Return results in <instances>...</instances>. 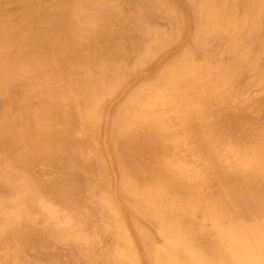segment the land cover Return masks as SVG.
Instances as JSON below:
<instances>
[{
    "label": "bare ground",
    "instance_id": "bare-ground-1",
    "mask_svg": "<svg viewBox=\"0 0 264 264\" xmlns=\"http://www.w3.org/2000/svg\"><path fill=\"white\" fill-rule=\"evenodd\" d=\"M2 1L1 16L5 11L11 12L9 7L12 5L9 4L17 3L13 15L18 17L12 15L13 23H19L15 21L19 17H28L23 20L29 25L30 19L32 27L27 28L25 24L22 27L27 30H24L20 28L21 22L15 24L26 31L20 34L18 28L9 26L20 33L11 30L9 24L5 25L6 20L0 16V250L3 249L0 252L4 253L0 254V264H10L9 254L12 260L16 256L18 260L24 258L21 263L25 260L24 264H30L35 260L33 256L40 258L49 254L52 248L51 254L45 255L46 258L41 256L35 262L49 258L52 264L64 261L66 264V260L60 262L61 258L71 255L77 264H264V122L260 121L263 126H259L260 122L258 124L253 116L250 117L257 127L249 124L251 121L246 118L244 122L242 118L241 122H234V117L222 124L224 126L218 123L222 126L219 127L216 115V122L212 119L216 124L206 122L209 117L205 118L204 110L210 109L209 102L208 105L204 103L208 108L201 104L206 98V101L213 100V94H208L210 98L207 96V89L213 92L217 85L213 83L222 80L220 75L216 77L222 69L223 76L224 69H228V74L241 69L239 75L236 73L238 78L244 74L246 64L243 63L248 62L250 53L246 56L247 61L245 57V62L240 59L243 63L238 57L235 58L238 62L232 59L238 54H234V51L238 52L234 48L242 42L235 40L237 44H234L233 40L231 44L235 47L230 45L233 48L229 47L228 52L222 50L234 54L227 56L232 62L222 56L221 59L229 62L227 64L215 59L220 50L215 53L218 45L215 44V48L211 45L217 37H222L221 43L231 40L229 34L223 41L232 29L222 33L224 36L221 32L227 25L232 28L237 24L232 22L237 19L233 14L238 12L234 10L241 0ZM244 1V5L250 4L249 10L242 3L239 6L246 8V12H241L249 19L241 15L246 20H242L244 24L239 27L248 32V23H252L248 21L255 15L259 18L262 11L264 13V0ZM165 2L172 6L171 10ZM228 3L232 5L228 6ZM15 4L12 8L17 6ZM178 11L183 17V25L180 29V22L173 26H178L176 33L177 28L173 29L172 23L179 21ZM18 12H25L26 16L24 13L20 16ZM204 12L210 13V23L203 24L206 20L202 21ZM228 12L232 15H225ZM262 15L259 19L263 22ZM229 16H234L231 17L233 20ZM41 22L46 23L45 27ZM239 24L233 30H242L238 28ZM260 24H250V27H260ZM168 28L174 32L170 34ZM261 29L260 32L253 31V35L261 33ZM241 32L238 33L243 37ZM172 33H176V37ZM236 36L239 35H234L238 39ZM211 37L215 39L211 41ZM221 43L220 49L224 44ZM254 44L256 51L263 43ZM244 45L241 47L245 48ZM252 46L249 44L248 47ZM193 49L202 56L204 54L206 65L195 63L200 55L197 53L195 58ZM254 63H250L253 73L257 66L261 68L259 62L258 65ZM248 66L244 71H248L247 74L250 73L246 70ZM212 74L218 79L216 82ZM228 76L224 77L226 82H221L233 83L227 91L226 86L222 87L221 91L225 89L222 97L236 82L235 74L234 78ZM255 76L250 77L254 79ZM261 76L257 77L261 79ZM208 77L214 82L206 81ZM249 79H238L236 84L241 80L247 81L246 84ZM209 84L210 87L214 85L213 89ZM262 87L260 91L264 90ZM244 89L245 92L248 90ZM230 91L231 97L233 92ZM234 93L236 95V91ZM218 97V103L222 101L223 104L225 98ZM195 98L199 101L193 103ZM198 103L203 113L201 109L198 111L195 105ZM220 103H216L219 108ZM169 106L175 111L171 113ZM191 106L193 109L196 106L198 115L192 109L195 116H191L192 112L188 111ZM230 106L229 103V109ZM228 108L232 114L233 110ZM214 110L213 113L220 111ZM173 111L179 114L176 112L172 117ZM223 114L220 116L224 117ZM174 121L179 125L174 126ZM178 133L184 134V145ZM176 138H181L180 144L184 146L181 151L177 149ZM35 155H42L43 160L40 157L38 160ZM32 161L37 164L40 161L41 165L50 161V166L38 168L40 164L35 165ZM22 168L30 173H27L28 180L25 177L23 181L21 177L19 182L15 176ZM37 192H43L47 201L40 196L37 199ZM46 193L52 194L53 199ZM41 233L44 236L52 234L48 239L43 236L46 248L42 242L38 244L42 252L35 245L39 240L34 239L35 236L43 241L39 238ZM67 234L71 236L67 237ZM11 235L17 237L14 240L16 244L19 241L18 245L24 240L34 243L33 255H24L32 248L22 244L24 251L20 249L22 246H15L21 252L12 248L18 252L12 256L14 252L10 248L14 245L11 243L15 242ZM60 237L62 241H56ZM50 238L56 245L57 242L62 245L64 241L62 251L57 250L59 244L55 246L57 248L55 244L51 245ZM20 239L23 240L21 243ZM4 240L8 241V246ZM6 249L12 252L7 255ZM35 249L41 254H34ZM14 260L12 264L16 263ZM70 262L67 264L75 263Z\"/></svg>",
    "mask_w": 264,
    "mask_h": 264
},
{
    "label": "rangeland",
    "instance_id": "rangeland-1",
    "mask_svg": "<svg viewBox=\"0 0 264 264\" xmlns=\"http://www.w3.org/2000/svg\"><path fill=\"white\" fill-rule=\"evenodd\" d=\"M239 1H240V0H239ZM243 1H244V0H241L240 3H238L237 5L239 6ZM0 2L2 3L3 1L0 0ZM167 3H168V2H167ZM167 3L165 2V4H166L167 6L169 5V10H171V9H172V6H171L170 4H167ZM245 3H246V1H244V4H245ZM14 4H15V3H14ZM14 4H9V6H11V5L14 6ZM16 4H17V3H16ZM16 4H15V5H16ZM230 4H231V3H230ZM244 4L242 3V5H244ZM231 5H232V4H231ZM231 5H229V3H228V6H231ZM237 5H236V6H237ZM242 5H241V6H242ZM12 6H11V8L9 7V9H10L11 12H6V11H5V12H3V16H4V17L1 16V15H0V16H1L2 18H4V20H6V21H5V25H8V24H9L8 27L11 26V27H14V28H16V29L18 28V30H19L20 32H22V33H20L19 31H17L16 29L14 30L13 28L9 27L11 30L17 31V32H19L20 34H25L26 31H24V30H27V29H25V27H27V28H28V26H29V27H32V25L30 24L31 20H30V19H29L30 21L28 20L29 25H27V24H26L27 21H24V20H27L26 18H28V17H26V18L19 17V18L16 19L15 21H16V22H19V23L21 22V23H20V24H19V23H13V19L11 18L12 15H13V12H14L13 9H17V8H18V4H17V6H15V8H12ZM170 6H171V7H170ZM238 6L236 7V10H234V12H235V11H238V12L233 14V15H235V18H236V16H237V19H234V20H233V19H231L232 16H231V17L229 16V17H230V20H233L232 22L235 21V23H237V24H239L242 20H244V19L246 20V18H248V16L245 15L244 12H241V11H245V12H246V8H247V7H248V9H247V11H248V10H249V6H250V4H249V6H247V4L244 5V7L246 6V8L243 7L245 10H244L243 8H240V6H239V8H238ZM228 8H229V7H228ZM228 8H227V9H228ZM230 8H231V7H230ZM230 8H229V9H230ZM9 9H8V11H9ZM237 9H238V10H237ZM239 9H240V11H239ZM230 10H231V9H230ZM16 11H17V10H15V13L17 14ZM231 12H233V11H231ZM231 12H228L229 14H225V13H224V14H225V15H230ZM1 13H2V12H1ZM15 13H14V14H15ZM22 13H24L23 16L25 17V16H26V15H25L26 13H25V12H22ZM22 13H21V12H18V15L20 14V16H21ZM171 13H172V12H171ZM177 13H178V14H177ZM177 13H175V14H177V18L179 17V18H178L179 21L177 22V24H175V23H174L175 21H174V22L172 23V27H173L174 25H175V26L178 25L179 22H180V24L183 22V21H182V20H183V19H182L183 17L181 16L180 12L178 11ZM204 13H205V15H204L202 21H203L205 18H206V20H205V22L203 21V24H204V23H210V22H211V18H210V16H208V15H210V13H209V14H208V12H204ZM226 13H227V12H226ZM238 13H240V15H239ZM242 13H243V14H242ZM247 13H248V12H247ZM247 13H246V14H247ZM262 13H263V11H262ZM262 13L260 14V17H259V18H261ZM166 14H167V13H166ZM168 14H169V13H168ZM206 14H207V15H206ZM231 15H232V14H231ZM241 15H242V16H246V18H245V17H241ZM13 16L18 17L17 15H13ZM169 16H171V14H169ZM238 16H239V17H238ZM263 16H264V13H263V15H262V20H263V22L261 21V19L258 18V15H257V17H256V15L253 16V18H254V17H255V18H258V19L260 20V23H261V24L258 22V19L255 20V18H254V19L251 18V20H249V21L247 20L248 22H251V21H252V23H250V24H252V26H254V25H256V24H260V27H258V25H257L256 28H255V27L251 28L252 26L248 23L249 26H247L248 28L246 27L247 29H249L248 32H247L245 29L240 28V27L243 26V24H244L243 21L238 25V28L242 29L243 31H242V30H240V31H239V30H238V31H237V30H233V29L235 28L234 26L237 27V24H236V25L234 24V26H233V24H232V26H233L232 28H230V26L227 25L226 28H225V29H227V30L222 29L223 32H221V34H222V33H225V34H226L228 31H230V30L232 29L230 32H228V33L225 35V38L223 37V38H224L223 41H225V40H227V39H226V36L230 34V35H231V36H230L231 40H230V41L228 40L229 42H228V41H225V42L222 41V42L224 43V44H223V43H221L220 38H222V37H220V36H221V35H220V36H219V37H220L219 39H217V38H218V37H217V38H216V41L213 40V41H215V43H214V42H212V43L210 42L211 45H213V46H212L213 48H215V46H214L215 44L218 45V47L216 46V48H215L216 50L214 49V52H215V53L218 52L219 50L221 51V52H220V51L218 52V53H219L218 57H220V55H221L220 58L216 57V55H217L218 53L215 54V57H216L215 59H218V60H219V61H218V60H216V61H218V62H222V60H223V59H221L222 56H223V57L226 56V58H227V56L229 57L231 54H233V53H227V54H226V53H224V52H226V51L228 52V50H229L230 48H233V47H230V45H232V46L235 47L236 45H233V43H234V44H235V43L237 44L236 41H239V43L242 42V43H240V44H242V45H244V44L246 43V44L244 45L245 48H242V47H241L242 45H239V44H238V45L242 48V50H245V52H247V53H246V54H245V52L243 53L242 50H241V51H242V52H241L240 49H239L240 47H238V45H237V46L234 48V50L236 49L238 52H235V51H234V54H236V53H238V54L243 53V55L241 54L243 57L240 56V55L237 56L238 54H236L235 56H234V54H233L231 57L234 56V58H232V59H234L235 62H238V59H239V60L242 59V60L244 61V57H245V59H246V56L248 55V53L252 54V53L255 51L254 49H256V48L254 47V49H253V46H252V45L256 46V44H254V42H257V45H258V43H259V44H262V43H263V44L261 45V47H259L260 45L257 46L258 49L255 51V54H257V55L252 54L251 56H249V55H250V54H249V55L247 56L248 62H245V61H244L245 63H243L242 60H240V62L243 63L244 65L246 64L247 66L250 65L251 62H252V64H253L254 62H255L254 64H256V63L259 62V63H260V66H259V67H261V68L263 67V68H264V65H263L264 62L262 63V57L264 58V56H262V54L264 53V50H263V49H264V47H263V46H264V41H263V40H262L263 42H262V41H259V42H258V41H255V39H258V40H260V39H262V38L264 39V37H263V36H264V35H263V34H264V31H263V30H264V24H263V23H264V19H263L264 17H263ZM16 17H15V18H16ZM208 17H209V18H208ZM240 17H241V18H240ZM13 18H14V17H13ZM15 18H14V19H15ZM207 18H208V21H207ZM232 18H234V16H233ZM11 19H12V20H11ZM20 19H22V21H21ZM23 19H24V20H23ZM225 19H226V18H225ZM228 19H229V18H228ZM238 19H241V20H239V22H236ZM248 19H249V18H248ZM18 20H19V21H18ZM180 20H181V21H180ZM230 20H229V21H230ZM11 21H12L13 24H12V23H11V24H10V23H7V22H11ZM202 21H201V22H202ZM24 22H25V23H24ZM232 22H231V23H232ZM244 22H245V21H244ZM255 22H256V24H254ZM242 23H243V24H242ZM15 24H19V25H21V27H20V26H19V27H20V28H24V30H21V29L18 27V25L16 26ZM25 24H26V25H25ZM45 24H46V23H45ZM45 24H42V22H41V25H43L44 27H45ZM180 24H179V27L177 26L179 29L182 27L183 23H182L181 25H180ZM241 24H242V25H241ZM253 24H254V25H253ZM262 24H263V26H262L263 29H261V25H262ZM24 25H25V27H22V26H24ZM47 25L49 26V24H47ZM240 25H241V26H240ZM239 26H240V27H239ZM250 26H251V27H250ZM172 27H171V28H172ZM177 27H175V28L173 27V29H176ZM46 28H49V27L46 26ZM178 28L176 29V33H177V30H179ZM213 28H214V26H212V29H213ZM254 28H255V29H254ZM169 29H170V28H168V31H170V34H171V32H174V31H171V30H173V29H170V30H169ZM228 29H230V30H228ZM236 29H237V28H236ZM251 29H253V30L251 31ZM259 29H261V33H259V32H260ZM256 30L259 31V32H255L256 35H253V34H254L253 31H256ZM23 31H24V33H23ZM213 31H214V30H213ZM226 31H227V32H226ZM234 31H237V32H236L237 34H235ZM241 31L243 32V34H241V35H243V37H242V36L240 37V33H238V32H241ZM244 31H245L246 33H244ZM262 31H263V33H262ZM215 32H216V31H215ZM242 32H241V33H242ZM250 32H251V33H250ZM176 33H175V34L172 33V36L177 35ZM249 33H250V35H249ZM257 33H258V35L260 34V36H261V34H262V37L259 38L258 35H257ZM244 34H245V35H244ZM234 35H239V36H236V38H238V37H239V38H242V39H244V41H243L242 39L239 40V38H238V39H235V38H234ZM248 35H249V37H248ZM222 36H224V35L222 34ZM245 36H246V37H245ZM254 36H255V38H252V37H254ZM174 37H176V36H174ZM227 37H229V36H227ZM257 37H258V38H257ZM212 38H213V37H211V41H212ZM246 38H248L249 41H248V40L246 41ZM249 38H251V39H253V40H251V39H249ZM213 39H215V38H213ZM228 39H229V38H228ZM218 40H220V41H218ZM233 40H234V42L231 44V42H232ZM235 40H236V41H235ZM217 41H218V42H217ZM245 41H246V42H245ZM250 41H251V42H250ZM252 41H253V42H252ZM219 42L221 43V45L223 44V45H226V46H224V48H223V45H222V46H221L222 49H220V47H219V46H220V45H219ZM247 42H248V43H247ZM260 42H262V43H260ZM213 43H214V44H213ZM229 43H230V44H229ZM243 43H244V44H243ZM251 43H252V44H251ZM227 44H228V47H227ZM249 44H250V46H252V48H251V47H248ZM247 45H248V46H247ZM244 46H243V47H244ZM246 46L250 49L249 52H248V49H246V48H247ZM226 47H227L228 49H226ZM229 47H230V48H229ZM237 47H238V48H237ZM262 47H263V49H262ZM224 49H225V50H224ZM259 49H260V51H259ZM261 49L263 50L262 53H261V51H262ZM222 50H223L224 52H222ZM193 51H194V54H195V55L193 54L194 57H195V56H198L199 52H195V51H197V50H195V49H193ZM257 51H258V52H257ZM240 52H241V53H240ZM192 53H193V52H192ZM197 53H198V54H197ZM220 53H223L224 55H223V54H220ZM259 53H261V55H260ZM225 54H226V55H225ZM228 54H229V55H228ZM199 55H200V54H199ZM263 55H264V54H263ZM199 57L201 58V59L198 58L199 60H198V59H197V60L195 59V58H197V57L194 58V59H195V63L206 65L205 62H206L207 59H206V58H203V57H205L204 54H203V56H202V53H201V55H200ZM236 57H238L237 60H235ZM250 57H251V60H250ZM256 57H257V59H256ZM220 59H221V60H220ZM230 59H231V58H230ZM230 59L227 58V59H225V60H228V61L230 62ZM232 59H231V62L233 61ZM247 59H246V61H247ZM252 59H254V60L256 59V60L254 61V60H252ZM258 59H259L260 61H259ZM263 60H264V59H263ZM223 61H224V60H223ZM228 61H224V63L226 62L225 64H227V63H229ZM256 61H257V62H256ZM240 62H239V63H240ZM215 63H216V62H215ZM241 63H240V64H241ZM248 63H249V64H248ZM261 63H262V64H261ZM252 64H251L250 66H248V68L246 69V70H248V69L250 70V73H249V74L246 73V72H248V71L244 72V71H245V68H246V67H245L246 65L244 66V69H243V70H244V71H243L244 74L241 72V73L243 74L244 77L247 76V77H245V78H248V77H250V76L254 77V76L256 75L254 79H253L252 77H250L251 79L248 78L249 81L251 80V82L248 81V83H246V84H248V85L250 84L249 87H248V85L245 84V82H247V81H244V83L242 82L243 79H244V80H248V79L243 78L242 75H240V76H242V77H240V78H238L239 76H238V77L236 76V75H237L236 73H238V75L240 74V71H242L241 69H238V68H237V70H239V71H237L236 73H234L235 76L237 77V78L235 79L236 82H237L238 79H239V81H240V79L242 78L241 82L243 83V84H242V83L240 82V83H241V84H240L239 81H238V83H239L240 85H242V87H239V84L237 83V84H238V86H237L236 82H234L235 85L233 84V87H232V88H229L233 93L236 91V95H237V97H236L235 93H234V94L231 93V97H230V94L228 93L230 90H228L227 93L225 92L226 95L223 94V96L225 95L226 97H225V96L222 97V94H221V93H223V91L225 90V89H224L225 86L227 87V88H226V91H227L228 87L233 83L232 81H230V79L232 80V79L235 77L234 74H232V73L235 72V71H233V72L230 71L231 73L228 74V73H229L228 69H224V70H226V72L224 71L225 74H227V75H229V76H232V75H233V76H232L233 78H231V77H230V79L227 78V79H229V80H227V81H228V82L230 81V82H229V85H227L226 83H222V82H221V81H225V82H226V79L224 80V77H225V78L227 77V75L225 76V74H224V76H223V73H222V70H223V69H222L220 72H218V73H220V74H218V73L216 74V77H217V75H218V76L220 75V76H219V77H220L219 79H222V80H218V79H217L218 82L220 81V83L217 82V83H213V84H214V85H215V84H217V85L220 84L221 86H219V87H215V86H217V85L214 86V85L212 84V86H214V89H213L212 86H211L212 88L210 87L211 84H209V87H210L211 89H213V92H212V91H209V90L207 89V91L209 92V93H207V96H208V94H209V96H210L211 94H213L212 97H213L214 103H213V100H211L212 105L210 104V103H211L210 100H209V101H206V100H208V98H206V96H205L206 93H205V95H204V98H206L205 101H203L204 99H203V100L201 99V100L203 101V103H201V102H200V103H201V104H204V103L209 102V107H210V109H209L205 104H204L205 106H204L203 108H208V110H211V111H212V109H213V110H214V109H215V110L220 109V111L218 110L220 113L217 112V111H215V110H214L215 113H213V111H212V112H208L207 109H206L207 112L204 110V114L207 115L205 118L209 117V120L206 119V120H207L206 122H208V121L212 122L213 120L215 121V118H218V120L221 121V122H218V120L216 119V120H217V124L215 123L216 121H215V122L213 121L212 123H215L216 125H218V123H221V125H222V124L225 125V124H226L225 122L228 123V122H229V119H230V121H231V120H233L234 117H235L234 120H233L234 122H236V121L238 122V120L240 121L241 118H242V120H243V121H242V120H241V121L244 122V119H245V118H246L248 121H251V118H250V117H252V116H253L252 118H254V120L257 121L258 124H259V122L262 121V120H263L262 122H264V119H260V120H258V118H260V117L264 118V114H263V116H261L262 113H264V112H263L264 109L262 110V109L259 108V107L264 108V107H262V106H264V93H263L264 90L260 91L261 87L264 85V83H263L264 73L261 72V71H262L261 68H257L258 66H257L256 68L253 67V68H255V71H254V73H253V69H251L252 66H253ZM211 65L214 66V62H212ZM256 65H258V64H256ZM256 65H255V66H256ZM205 67H206V66H205ZM208 68H209V67H208ZM241 68H242V67H241ZM263 68H262V69H263ZM205 69H206V68H205ZM256 69H259L260 72L257 73L256 71H258V70H256ZM251 70H252V71H251ZM263 70H264V69H263ZM227 71H228V72H227ZM221 73H222V74H221ZM261 73L263 74V76H261ZM213 74H215V73H213ZM213 74L211 75V77H214V81H215L216 79H215V76H213ZM253 74H255V75H253ZM204 75H205V74H204ZM259 75L262 77L261 79L258 78ZM229 76H228V77H229ZM257 76H258V77H257ZM257 78H258V79H257ZM22 79H23V78H22ZM211 79H212V80H209V77H208L206 81H209V82L212 83L213 78H211ZM259 79L261 80V82H262L263 84H261V82L259 81ZM20 80H21V78H20ZM217 80H216V81H217ZM235 80H233V81H235ZM257 80H258V82H257ZM206 81H205V84H207ZM214 81H213V82H214ZM216 81H215V82H216ZM255 81H256L257 84L254 83ZM209 82H208V83H209ZM228 82H227V83H228ZM231 82H232V83H231ZM252 82H253V83H252ZM221 83H222V84H221ZM200 84H201V83H200ZM252 84H256V85H255V86H254V85L251 86ZM259 84H260V85H259ZM261 85H262V86H261ZM231 86H232V85H231ZM234 86H235V87L237 86V88L239 87V89H241V90H240L241 92H239V89L236 90L237 88L235 89V91H233L234 88H235ZM243 86H244V87H243ZM256 86H257V87H256ZM209 87H207V88H209ZM222 87H224V88H223V91H221ZM210 88H209V89H210ZM215 88H216V90H215ZM218 88H220L219 91H221V92L218 91ZM244 88H247L248 90L245 92L246 89H244ZM251 88H252V90H250ZM257 88H258V89H257ZM263 88H264V86L262 87V89H263ZM253 89L257 91L258 96H257L256 93H255V95H254V92H255V91H253ZM214 90L216 91V93L218 92V95H216V93H215ZM243 90H244V91H243ZM207 91H206V92H207ZM231 91H230V92H231ZM237 91H238V92H237ZM242 91H243V92H242ZM248 91H251V92H248ZM252 91H253V92H252ZM259 91H260L262 94H261ZM210 92H212V93H210ZM214 93H215V94H214ZM240 93H241V94H240ZM242 93H243V95H242ZM244 93H245V94H244ZM219 94L221 95V98H222V99L225 98V100H226V99L228 100V101H227V100H226V101L223 100V102H224L223 104H224V105L222 104V101H221V103L219 102L220 105H222V106H220L221 108L218 107L217 104H219V103H218V101H217V99H216L217 96L220 97ZM238 94H240V95H238ZM247 94H248V95H247ZM252 94L255 96V98L253 97ZM260 94H261V95H260ZM215 95H216V96H215ZM232 95H233V96H232ZM246 95H247V97L249 98V100L247 99ZM249 95H250V96H249ZM251 95H252V97H251ZM209 96H208V97H209ZM228 96H229V97H228ZM243 96H245V97H243ZM262 96H263V98H262ZM3 97H4V96H3ZM212 97H211V99H212ZM219 97H218V98H219ZM232 97H233L234 99H233ZM242 97H243V98H242ZM250 97H251V100H252V99L255 100L256 98H257V99L255 100V102H254L253 100H252V102H251ZM209 98H210V97H209ZM221 98H219V99H221ZM237 98H238V99H237ZM239 98H240V99H239ZM261 98H262V99H261ZM196 99H197V98H195V100L192 101V102H193V103H196V102L199 101V100L196 101ZM222 99H221V100H222ZM229 99L232 101V103H231V101L229 102ZM235 99H236V100H235ZM241 99L243 100V101H242L243 103L245 102V103H244L245 105H244L243 107H241V106L243 105L242 102H241ZM258 99H260V100H258ZM215 100H216V103H217V104L215 103ZM233 100H234L236 103H235ZM239 100H240V102H239ZM261 100H262V102H261ZM195 101H196V102H195ZM246 101H249L251 104L248 102V103H249V106H248V103H247ZM192 102H191V104H192ZM228 102L231 104L230 109L228 108V106H229V103H228ZM238 102H239L240 104H239ZM256 102H258V103H256ZM225 103H226V104H225ZM253 103H255V104H253ZM191 104H189V105H191ZM198 104H199V103H198ZM198 104H195V105H197V107H198V111H200V109H201V111H202V113H203V110H202V108H201V107H202L201 104H199L200 107L198 106ZM214 104L217 105V106H215ZM227 104H228V106H227ZM238 104H239V106H238ZM193 105H194V104H192V106H193ZM207 105H208V103H207ZM213 105H214V106H213ZM225 105H226L227 107H225ZM232 105H233V106H232ZM235 105H236V106H235ZM251 105H253V106L250 107ZM254 105H255V106H254ZM259 105H260V106H259ZM171 106H172V105H171ZM171 106H169V109H171ZM174 106H175V105H174ZM192 106H191V109L189 108L190 110L188 109V111L192 112V113L189 112L190 114H192L191 116H195V115H193V110L195 109L194 113L196 114L197 109H196V106H195L194 109H193L194 106H193V107H192ZM223 106H224L226 109L223 108ZM245 106H246L248 109H247ZM175 107H176V106H175ZM175 107H174V109H175V110H178L177 107H176V108H175ZM189 107H190V106H189ZM235 107H236V108H235ZM238 107H239V108H238ZM240 107H241V108H240ZM253 107L255 108V111H254V108H253ZM227 108H228L229 110H233V111H232V114H231V111L229 112V111L227 110ZM231 108H232V109H231ZM234 108H235L236 110H235ZM242 108H243V109L245 108L244 110H246V113H247V114L245 113L244 110H242ZM250 108H251V109H250ZM258 108H259V109H258ZM174 109H173V107H172V109L170 110V112L172 113V110H174ZM192 109H193V110H192ZM222 109H224V110H222ZM237 109H238V110H237ZM257 109H258V110H257ZM175 110H174V111H175ZM226 110H227V111H226ZM250 110H251L252 112H251ZM174 111H173V114H170L171 116H172V115L175 116L174 113H176L177 111H176V112H174ZM188 111H187V112H188ZM221 111H222L223 113H225V114L222 113V114L224 115V117H223V116H222V117L220 116V115H222V114H221ZM237 111L240 112V113H241V111H242V112H244V114L241 115V114H239ZM247 111H249V112H247ZM253 111H254L255 113H257L258 115L255 114ZM261 111H262V113L260 114ZM168 112H169V110H168ZM226 112H227V113L229 112V114H227ZM177 113L179 114V112H177ZM177 113H176V114H177ZM198 113L200 114L199 116L202 115L200 112H198ZM209 113H212L211 115H214V116H212V117H211V115L209 116ZM249 113H250V114H249ZM251 113H253V115H252ZM226 114H227V115H226ZM196 115H198V114H196ZM215 115H216V117H215ZM218 115H219V116H218ZM228 115H229V117L231 116L232 119L229 118ZM202 116H203V115H202ZM202 116H201V117H202ZM204 116H205V115H204ZM226 116H227L228 118H227ZM236 116H237V117H236ZM246 116H247V117L249 116L248 118H249L250 120H249ZM255 116H256V118H255ZM172 117H173V116H172ZM172 117H170V118H172ZM214 117H215V118H214ZM219 117H220L221 120L219 119ZM225 117H226L228 120L225 119ZM243 117H244V118H243ZM257 117H258V118H257ZM174 118H175V117H174ZM222 118H223V120H222ZM172 119H173V118H172ZM212 119H213V120H212ZM236 119H237V120H236ZM256 119H257V120H256ZM174 120H175V119H174ZM224 120H225V121H224ZM226 120H227V121H226ZM172 121H173V120H172ZM222 121H223V122H222ZM241 121H240V122H241ZM255 121H251V122H249V124H250V123H251L252 125L255 124V125H257V127H258V124H257ZM176 122H177V121H176ZM176 122L174 121V123L176 124V125H174V126H177V124L179 125V123H176ZM254 122H255V123H254ZM262 122H260L259 126L263 124ZM174 123H172V124H174ZM261 123H262V124H261ZM170 124H171V123H170ZM213 125H214V124H213ZM221 125H220V126H221ZM224 125H222V126H224ZM263 125H264V124H263ZM263 125H262V126H263ZM218 126H219V125H218ZM220 126H219V127H220ZM222 126H221V127H222ZM225 127H226V126H225ZM255 127H256V126H255ZM181 128H182V127H181ZM261 128H262V127H261ZM261 128H260V129H261ZM176 134H177V133H176ZM179 135H181V134L178 133V136H179ZM182 135H184V134L182 133ZM182 135L179 136V137L182 138V137H183ZM185 135H186V134H185ZM178 136L176 135V137H178ZM185 137H186V136H184V138H185ZM181 138H179V139H181ZM179 139L176 138V139H175V142H176V140H177V142H179V144H177V145H179V146H177V147H179L180 149H179V148H177V149L181 151V149L184 148L183 145H184L186 139H183V138L181 139V140H182L181 143H183V145L180 144V141H181V140H179ZM178 140H179V141H178ZM182 146H183V147H182ZM179 155H180V154H179ZM36 156H37V155H35V158H37V159L39 160L38 157H40V156H42V155H40V156L38 155V157H36ZM44 156H45V155H44ZM180 156H181V155H180ZM47 157H48V156H47ZM42 158H43V156H42ZM45 158H46V156H45ZM45 158H44V159H45ZM46 159H47V158H46ZM48 159H50V158L48 157ZM48 159H47V160H48ZM181 159H182V158H181ZM184 159H185V158H184ZM38 160H37V161H38ZM40 160L42 161L43 159H41V157H40ZM182 160H183V159H182ZM45 161H46V160H45ZM32 162L35 163V165H38V166H39V164H40V163H39L40 161L38 162V164H37V162H34V161H32ZM43 162H44V161H43ZM49 162H50V161H49ZM49 162H48V163H49ZM41 163H42V162H41ZM44 163H45V162H44ZM48 163H47V162H46V164H43V163H42L43 165L40 164V166H39L38 168H42V167H44V165L47 166V165H49ZM41 166H42V167H41ZM49 166H50V165H49ZM49 166H48V167H49ZM31 167H34V166L31 164ZM35 167H36V166H35ZM11 168H12V167H11ZM31 169H32V168H31ZM33 169H34V168H33ZM20 170H21V171H18V172L16 173V176H15L16 179L18 178L17 180H18L19 182L22 181V179H23V181H25V177H26L27 180H28L29 174H27V173H30V172L28 171V169H24V170H23V168H22V169H20ZM24 171H25L26 173H25ZM20 172H21V173H20ZM24 173H25V174H24ZM17 175H19V177H17ZM21 177H23V178L21 179ZM27 180H26V181H27ZM200 186H202V185H200ZM200 188H201V187H200ZM47 193H48V192H47ZM47 193H46V196H50L49 198L51 199V198H52V194L49 193L50 195H47ZM35 195H36V194H35ZM41 195H42V196H43V195L45 196V194H44L43 192H42V194H41V192H40V193L37 192V199L41 197L42 199L44 198V200H46V199H45L46 197H44V196L42 197ZM39 196H40V197H39ZM49 198L47 197V199H49ZM52 199H53V198H52ZM46 201H47V200H46ZM53 201H54V200H53ZM50 202H52V200H50ZM52 203H53V202H52ZM56 203H57V202H56ZM54 204H55V203H54ZM55 206L57 207V204H55ZM24 212H25V211H24ZM41 234H42V233H41ZM55 234H56V233L53 234V237H54ZM51 235H52V234H51ZM51 235H48V236L50 237ZM65 235H66V234H65ZM67 235H68V234H67ZM69 235H70V234H69ZM69 235H68L67 237H69ZM40 236H41V235H39V238H43V241H42L41 239H37V237L35 238V236H34V239H35V240H39V242H37V241H36V242H35V241H32V242L37 243V244H35V245H37V249H38V246L40 245L41 242H42L41 245L43 246V244H44V246H45V242H44L45 239H44V237H45V238L47 237L46 239L49 238L48 236H44L43 234H42V237H40ZM43 236H44V237H43ZM58 236H59V235H58ZM62 236H64V235H62ZM62 236H61V237H62ZM70 236H71V235H70ZM9 237H10V236H9ZM14 237L17 238L15 235H14V236L11 235L12 242H15V243H11V244L14 245V247H11V245H10L11 248H10V247H7V248H10V249L14 248V249H16L17 247H15V246H18V248L22 246V247L20 248L21 251H22V250H23L22 248H23V246H24V245H22V244H25V245H26L27 247H29L30 249L32 248L31 250H28L29 252H28L27 254H26V251H25V253H24V255H29V254L32 252L33 248L35 247V246L32 247V244L34 245V243L31 244V243H30L31 241L26 242L27 240H24L26 243H25L23 240H22L23 243H21L22 241H21V239H20V243H21V245H20V244L18 245V242H19V241H17V244H16V240H14ZM55 237H57V236H55ZM61 237H60V238H57V239L55 238L56 241H57L58 239H59L58 241H60V240H61ZM67 237L64 236V238H67ZM11 238H10V239H11ZM51 238H52V237H51ZM51 238H50V240H49V241L51 242V245L53 246V244H55V245H54V247H55V246H57V245L59 244V246H57L58 248H57V247H55V248H57V250H58V249H61L60 251H62V248H61V247L63 246L64 241H63V243H61L62 245H60L59 242H57V245H56V243H53L54 240H52L53 242L51 241ZM64 238H62V239H64ZM1 239H2V238H1ZM3 239H4V238H3ZM5 239H6V238H5ZM8 239H9V238H8ZM52 239H54V238H52ZM69 239H70V238H69ZM18 240H19V238H18ZM40 240H41V241H40ZM67 240H68V238H67ZM67 240H65V242H66ZM4 241H5V240H4ZM6 241H7V240H6ZM6 241H5V242H6ZM9 241H10V240H9ZM47 241H48V240H46V242H47ZM56 241H55V242H56ZM61 241H62V240H61ZM10 242H11V241H10ZM10 242H9V244H10ZM159 242H160V240H159ZM3 243H4V242H3ZM6 243H7V246H8V241H7ZM0 244H1V241H0ZM29 244H31V245H29ZM38 244H39V245H38ZM47 244H48V243H47ZM47 244H46V245H47ZM123 245H124V244H123ZM0 246H1V245H0ZM26 246H25V247H26ZM30 246H31V247H30ZM44 246H43V247H44ZM52 246L49 245L50 249L52 248ZM43 247H42V248H43ZM49 247H48V248H49ZM126 247H127V245H126ZM3 248H4V247H3ZM18 248H17V250H18ZM35 248H36V247H35ZM45 248H46V246H45ZM63 248H64V246H63ZM10 249H6V251H7L6 253H7V255H8V253H11V252H12ZM14 249H12L13 252H14V254L11 253L12 256H13V255L15 256V253L17 252V250L14 251ZM20 249L18 250L19 252H21ZM24 249H26V248H24ZM37 249L34 250V251H35L34 254H36L37 252H39V251H36ZM39 249H41L40 246H39ZM39 249H38V250H39ZM52 249H53V250H52ZM52 249H51V250L54 251V248H52ZM1 250H3V249H1ZM1 250H0V251H1ZM8 250H9L10 252H9ZM26 250H27V249H26ZM44 250H46V249H44ZM47 250H48V249H47ZM55 250H56V249H55ZM57 250H56V251H57ZM124 250H125V249H124ZM23 251H24V250H23ZM48 251H49V250H48ZM48 251H46V252H48ZM52 251H50L49 254H51ZM56 251H55V252H56ZM125 251H126V250H125ZM2 252H3V251H2ZM2 252H0V254H4V253H2ZM40 252H42V249L40 250ZM40 252H39V254H41ZM44 252H45V251H44ZM46 252H45V253H46ZM57 252H59V251H57ZM126 252H127V251H126ZM17 253H18V252H17ZM53 253H54V252H53ZM128 253H129V252H128ZM128 253L126 254V256H127L126 259H127V260L129 259V257H128L129 254H128ZM19 254H20V253H19ZM31 254H32V253H31ZM31 254H30V255H31ZM39 254H37L38 257H39ZM42 254H44V253H42ZM49 254L47 253V254H44V256H42V255H41V256H42V258H43V257L46 258L45 255H49ZM32 255H33V254H32ZM54 255H55V253H54ZM54 255H50V257H51V256H54ZM18 256H19V255H18ZM21 256L23 257V252H22ZM41 256H40V258H41ZM2 257H3V256H2ZM22 257H21V258H22ZM26 257L30 258V257H32V256H26ZM36 257H37V256H35V257L33 256V259L35 258V260H36V259H39V260H40V258H36ZM54 257H55V256H54ZM61 257H63V255H62ZM61 257H60V258H61ZM64 257H65L64 259L61 258V261H60V262L66 260V264H67V262H70L71 260H73V259H71V255H67V256H64ZM66 257H67V258H66ZM69 257H70V258H69ZM9 258H10V259H9ZM17 258H18V257L15 256V257L13 258V260H12L11 255H10V254L8 255V259H9V261H10V264H12V261L15 262L14 259H16V263H15V264H24L23 262H24L25 260H24L22 263L20 262V261H22L24 258H23L22 260H21V259L18 260ZM28 258H26V261H27ZM55 258H56V257H55ZM57 258L59 259V257H57ZM72 258H73V257H72ZM31 259H32V258H31ZM52 259H54V258L52 257L51 260H52ZM28 260H29V259H28ZM35 260H32V262H33V263H36V264H37V263H38V264H39V263L41 264V262H42V264H46V263L49 264V263H51V262L49 261V258L46 259V260H48L49 262L46 261V260H43V259H41L40 262H39L38 260H37V262H35ZM42 260H43V261H42ZM59 260H60V259H59ZM127 260H126V261H127ZM73 261H74L75 263H73ZM73 261H71L70 263L77 264L76 261H75V259H74ZM17 262H18V263H17ZM32 262H31L30 264H32ZM45 262H46V263H45ZM64 262H65V261H64ZM64 262H62L61 264H65ZM127 262H128V261H127ZM26 263H27V262H26ZM26 263H25V264H26ZM27 264H29V262H28ZM51 264H52V263H51ZM68 264H69V263H68Z\"/></svg>",
    "mask_w": 264,
    "mask_h": 264
}]
</instances>
